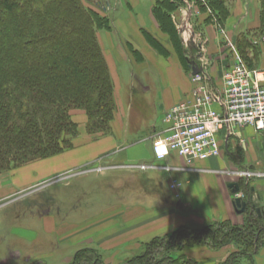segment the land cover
<instances>
[{
    "label": "crops",
    "instance_id": "crops-1",
    "mask_svg": "<svg viewBox=\"0 0 264 264\" xmlns=\"http://www.w3.org/2000/svg\"><path fill=\"white\" fill-rule=\"evenodd\" d=\"M94 2L100 3L97 0ZM124 5L129 11L135 6L131 1H124ZM109 9L107 8L106 12ZM249 9L258 12V0H231L230 20L219 29L205 22L203 24L187 22L192 34L199 37L207 51L209 88L221 86L222 74L232 64L231 55L227 51V40L233 41L242 31L256 30L259 27L258 20L249 21ZM112 10L115 13V8ZM178 17L177 12L173 13L172 20L180 44L186 51L183 43L185 35L180 30L184 21H179ZM110 26L111 34L113 33L116 39L110 38L111 42L108 44H103L98 35L97 39L113 84L115 109L110 123L111 131L108 134H88L85 114L71 110L70 119L77 126L76 135L70 138L72 148L0 173V202L3 201L0 207L4 208L7 206L5 203L17 198L15 195L19 191L28 193L36 190L34 185L51 176L62 175L59 179L61 180L68 175H76L77 179H81L78 186L83 184L105 186V183L106 186H137L138 192L135 196L138 198L136 205L138 207L130 204L129 200L113 204L104 211V220L98 217L97 221L91 224L84 226L82 223L74 224L72 236L74 238H79L83 231H89L91 232L89 236L87 235L89 238L142 239V242L146 243L155 236L172 233L176 228L202 224L207 217L228 222L233 226H242L243 216L235 212L233 198L227 187L232 180L224 170L233 168L229 161L236 152L238 158L243 156L244 160H247L249 156L245 154L247 150L249 152L253 150L252 145L258 138L262 139L264 145V135L258 136L252 128H243L237 129L235 135L227 137L226 130L223 129L219 132L222 150L217 158L195 162L190 166L173 154L164 161H155L151 149L152 140L164 129L165 112L177 104L192 99L193 84L190 72L183 66L171 46L163 45L169 56H161L149 49L146 43H144L146 46L140 45L138 38L135 41L129 38V34L138 37V33L133 32L143 31L154 39H159L153 24H113L112 20ZM126 46L132 47L133 53H138L140 58L127 52ZM120 48L121 55L118 54ZM259 50V57L253 69L260 73L258 78L264 84V44H259ZM148 60L153 63L159 61L161 64L158 70L151 74L152 80L143 72ZM123 64L131 68L124 74L129 85V96L124 105L121 101L117 102L120 95L119 67L122 72ZM135 68L138 69L135 71ZM133 112L137 113L135 118ZM246 143H249L248 148H245ZM140 165H145L144 170L140 169ZM70 170L74 172L64 175ZM250 171L263 173L260 170ZM89 173L91 174L88 175ZM255 179L256 181L249 187L258 197V202H263L264 181L261 180L264 178ZM173 182L178 186L171 189ZM97 222L107 225L100 227L99 224H95ZM39 223L41 239H44V235L57 233L59 242L60 240L62 244L65 242L67 237L65 224L56 225L50 216L42 217ZM4 235L9 238L3 240ZM37 237L38 234L32 230L11 228L5 234L1 230L0 264L6 257L21 255L13 248L9 249L16 239L33 244L28 246H35Z\"/></svg>",
    "mask_w": 264,
    "mask_h": 264
},
{
    "label": "trees",
    "instance_id": "trees-1",
    "mask_svg": "<svg viewBox=\"0 0 264 264\" xmlns=\"http://www.w3.org/2000/svg\"><path fill=\"white\" fill-rule=\"evenodd\" d=\"M4 1L0 0V173L72 148L70 138L76 135L77 126L70 119V110L87 113L88 134H108L115 109L113 84L97 39V31L111 29L105 18L82 0H10L14 4L11 9L4 7ZM158 1L161 4L155 6L154 17L189 72L190 60L171 16L177 1ZM163 1L172 9H164ZM203 2L197 3L201 11L208 8L219 19L215 26L223 28L228 14L224 0ZM258 5L259 27L238 34L234 40L236 51L250 69L259 57L258 39L264 35V0H258ZM144 34L148 41L157 43ZM239 187L246 195L252 193L250 187ZM261 224L245 218L242 226L219 221L194 230V236L186 227L178 232L184 231L193 239L206 233L211 240L231 238L247 252L264 245ZM166 238L151 241L160 249L158 242ZM211 246H215L213 242ZM89 253V257L101 259L92 250ZM169 263L168 257L161 256L144 264Z\"/></svg>",
    "mask_w": 264,
    "mask_h": 264
},
{
    "label": "rangeland",
    "instance_id": "rangeland-1",
    "mask_svg": "<svg viewBox=\"0 0 264 264\" xmlns=\"http://www.w3.org/2000/svg\"><path fill=\"white\" fill-rule=\"evenodd\" d=\"M97 1L100 3H95L94 0H82L86 7L95 11L101 18H105L108 21V24H112V20L113 24H153L155 26V34L159 38L155 39V42L157 43L148 41L143 31L133 32L134 34L138 33V37L129 34V38L133 41L138 38L140 45L144 46V43H146L147 47L158 55L169 56L168 51L163 48V45L166 47L172 46L173 41H171L169 36L161 30L154 17L155 6L159 3L161 4V2L158 0ZM124 1H131L135 5L132 10H130L131 12L129 11V8L124 5ZM176 1V10L174 14L177 12L179 21H188L189 24H203L205 21L207 22L206 24H218L219 19L217 16L213 15L208 8L201 11L200 7H198L197 3H204L203 0ZM4 2L3 5L7 9H11L14 5L10 0H5ZM224 2L228 13L225 20L226 24L227 21L230 20L232 12L231 0H224ZM162 3L164 9H172L167 6L164 1ZM16 8L17 10L20 8L18 4ZM107 8L109 10L106 12ZM112 8H115V13L112 12ZM248 15L249 21L258 20V23L260 22L259 10L257 12L253 9H249ZM111 30L112 29H101L100 31H97V35L103 44H108L113 38L116 39L113 33L111 34ZM247 31L251 30L242 31L241 33ZM125 50L140 58L138 53H133L132 47L126 46ZM121 52L122 48H120L118 54L121 55ZM158 63H153L149 60L146 61V67L143 72L146 76H150V80L153 78L151 74L155 73L161 65L159 61ZM128 69H131L130 66L123 64L121 68L122 73L120 72L119 67L120 77L118 90L120 91V95H118L119 101L117 102L121 101L123 105L129 96V85L124 76L125 73H128ZM137 69L138 68H135V71ZM72 110L83 112L88 121L87 113L84 110ZM132 115L133 118H135L137 113L133 112ZM218 139L221 143L220 134H218ZM243 146H245V144H243ZM252 146L253 150L250 152L247 150V153H245L246 155H249L247 160H244L243 156L238 158L237 155H235L237 152L233 154L231 161H229L233 167L231 170H260L264 175V145L262 139L258 138L257 142ZM248 147L249 143H246L245 148ZM241 160L243 161L242 163ZM225 171L227 170H224V172ZM72 172H74V170H70V172H67L64 175H68ZM90 174L91 173L88 175ZM61 176L62 175L51 176L47 180H44L41 183L39 182L37 185H34L36 190L28 193H22L19 191L15 195L17 198H9L11 199L10 202L5 203L7 206L5 205L4 208L0 207V231L2 230L3 234L11 228L25 231L32 230L38 234L37 240L34 242L35 246H28L32 243H26L21 239H16L12 242V247H9V249L13 248L14 251L19 252L21 255L6 257L2 264H144L145 261H151L155 258L159 260L161 259V256L168 257V260L170 261L169 264H187L188 262H192L193 264H264V245L255 250L254 248L247 249L246 252L242 249V246L240 247L238 244L234 243L231 238L223 240L220 237H215L211 240L212 237L206 233L201 238L193 239L188 238L184 231L178 232L179 228L174 229L172 233L158 237L155 236L149 239L146 243L142 242V239L124 240L89 238L87 237V235L89 236L91 234L89 231H83L79 238H74L72 237L74 224L77 225L82 223L83 226L91 224L93 221L96 222L98 217H102L100 219L104 220V211L113 204L119 203L120 201L122 203V200H129L131 202L130 204L138 207L136 206L138 205V198L135 196L138 192L136 191L137 186H106L107 183H105V186L102 184H92V186L83 184L82 186H78L81 182V179H77L78 176L68 175L67 178L59 180ZM262 178H264V176ZM254 179L255 178L249 180L246 186H250V184L256 181V179ZM95 180L96 179H94L93 182H95ZM261 181H264V179ZM240 186H244L243 181L240 182ZM256 202L260 207H264V201ZM1 203H3V201L0 202V204ZM47 216H50L56 225H66L67 237L63 243L64 245L61 243V240L59 242L57 233L44 235V239L40 238L41 224L39 223V220L42 217ZM190 217L192 216L190 215ZM243 220L245 222L244 217ZM214 222L219 221L207 217L202 224H189L186 228H189V234L194 236V230L201 229ZM95 224H99L100 227L107 225L106 223L99 222ZM98 233L102 234V232ZM164 236L167 238L160 239L158 242L162 245V248L159 249L158 246L153 245L151 240ZM7 238L5 235L2 236L3 240H6ZM212 242L215 245L214 247L211 246ZM148 243L151 244L148 245ZM3 249H5V247H3ZM89 250H92V252L100 256L101 259L98 260L94 256L89 257ZM2 255L4 256V252H2Z\"/></svg>",
    "mask_w": 264,
    "mask_h": 264
},
{
    "label": "built area",
    "instance_id": "built-area-1",
    "mask_svg": "<svg viewBox=\"0 0 264 264\" xmlns=\"http://www.w3.org/2000/svg\"><path fill=\"white\" fill-rule=\"evenodd\" d=\"M187 22L184 21L180 30L185 35L183 43L186 57L190 60L192 99L165 112L164 129L153 138L151 149L157 162L164 161L173 154L190 166L195 162L220 156L222 144L218 134L223 129L226 130L227 137L243 128H252L258 136L264 135V84L258 78L260 73L250 69L240 58L234 42L227 40V51L231 55L232 64L222 74L221 86L209 88L207 51L199 37L192 34ZM257 43L264 44V35ZM192 64L199 69L198 74L191 73ZM139 167L144 170L145 165ZM225 173L231 178L230 183L238 186L242 181L246 186L249 180L264 176L247 169L227 170ZM177 186L173 182L170 188ZM231 195L233 201L239 199L245 203L247 195L240 187L237 193Z\"/></svg>",
    "mask_w": 264,
    "mask_h": 264
},
{
    "label": "flooded vegetation",
    "instance_id": "flooded-vegetation-1",
    "mask_svg": "<svg viewBox=\"0 0 264 264\" xmlns=\"http://www.w3.org/2000/svg\"><path fill=\"white\" fill-rule=\"evenodd\" d=\"M253 191L252 193H250L249 195H247L246 200H245V213L242 214V216L244 218H250L251 220H259V222H261V226L260 229L264 228V207H260L256 201H258V197L253 195ZM254 197V199H253ZM256 209L260 210V213L257 214L256 213ZM244 224V223H243Z\"/></svg>",
    "mask_w": 264,
    "mask_h": 264
},
{
    "label": "water",
    "instance_id": "water-1",
    "mask_svg": "<svg viewBox=\"0 0 264 264\" xmlns=\"http://www.w3.org/2000/svg\"><path fill=\"white\" fill-rule=\"evenodd\" d=\"M191 73L193 75L199 73V69L195 66V64L191 65ZM228 189L230 190L231 194H235L239 191V186L236 183H229L227 185ZM246 204L244 202H241L239 199H235L233 201V207L235 209V212L239 215H242L245 213V206ZM256 213L259 214L260 210L256 209Z\"/></svg>",
    "mask_w": 264,
    "mask_h": 264
}]
</instances>
